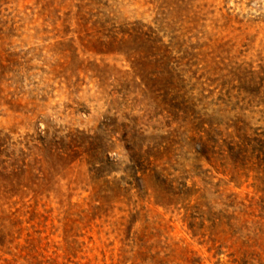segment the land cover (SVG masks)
Masks as SVG:
<instances>
[{
    "label": "rangeland",
    "instance_id": "374dc122",
    "mask_svg": "<svg viewBox=\"0 0 264 264\" xmlns=\"http://www.w3.org/2000/svg\"><path fill=\"white\" fill-rule=\"evenodd\" d=\"M0 264H264V0H0Z\"/></svg>",
    "mask_w": 264,
    "mask_h": 264
}]
</instances>
